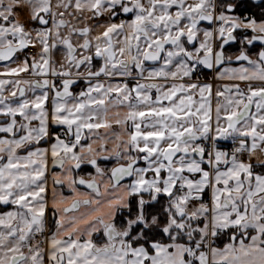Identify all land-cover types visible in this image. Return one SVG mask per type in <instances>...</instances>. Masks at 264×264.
<instances>
[{"label":"snow or ice","instance_id":"obj_1","mask_svg":"<svg viewBox=\"0 0 264 264\" xmlns=\"http://www.w3.org/2000/svg\"><path fill=\"white\" fill-rule=\"evenodd\" d=\"M262 156L264 0H0V264H264Z\"/></svg>","mask_w":264,"mask_h":264},{"label":"rangeland","instance_id":"obj_2","mask_svg":"<svg viewBox=\"0 0 264 264\" xmlns=\"http://www.w3.org/2000/svg\"><path fill=\"white\" fill-rule=\"evenodd\" d=\"M26 16H27V13L24 12V13H21V15H20L18 18H19L21 21H24V20L26 19ZM64 192H65V195H69V194H70L67 190H65Z\"/></svg>","mask_w":264,"mask_h":264},{"label":"crops","instance_id":"obj_3","mask_svg":"<svg viewBox=\"0 0 264 264\" xmlns=\"http://www.w3.org/2000/svg\"><path fill=\"white\" fill-rule=\"evenodd\" d=\"M259 155V154H258ZM261 159H264V156L261 157ZM257 162L256 157H253L252 163L255 164Z\"/></svg>","mask_w":264,"mask_h":264},{"label":"flooded vegetation","instance_id":"obj_4","mask_svg":"<svg viewBox=\"0 0 264 264\" xmlns=\"http://www.w3.org/2000/svg\"><path fill=\"white\" fill-rule=\"evenodd\" d=\"M65 190H67V189H65ZM65 190H64V191H65Z\"/></svg>","mask_w":264,"mask_h":264}]
</instances>
